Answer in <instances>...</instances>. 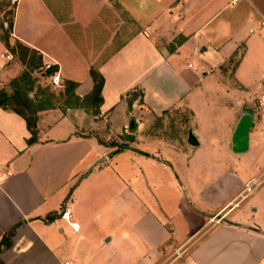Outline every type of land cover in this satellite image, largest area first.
Masks as SVG:
<instances>
[{
    "label": "crops",
    "instance_id": "obj_1",
    "mask_svg": "<svg viewBox=\"0 0 264 264\" xmlns=\"http://www.w3.org/2000/svg\"><path fill=\"white\" fill-rule=\"evenodd\" d=\"M13 1L10 40L52 62L62 82L75 83L77 97L92 90L90 70L102 86L97 107L37 110L30 143L22 117L0 108V238L16 225L0 264H170L188 243L186 257L172 264H264V219L228 218L244 184L264 180V164L210 204L209 214L187 211V191L172 175L180 151L150 127L172 108L190 112L214 97L229 119L223 151L234 159L256 153L264 139V0ZM129 16L137 25L132 32ZM5 50L0 41V73L14 77L16 69H2ZM246 113V149L232 151ZM112 138L128 143L113 165ZM196 139L186 146L202 147L205 140ZM161 176L168 191L182 195L181 221L174 222L171 204L162 208ZM190 194L206 207L205 190ZM129 200L140 216L129 214ZM63 206L77 231L59 218ZM249 206L264 217V191Z\"/></svg>",
    "mask_w": 264,
    "mask_h": 264
},
{
    "label": "rangeland",
    "instance_id": "obj_2",
    "mask_svg": "<svg viewBox=\"0 0 264 264\" xmlns=\"http://www.w3.org/2000/svg\"><path fill=\"white\" fill-rule=\"evenodd\" d=\"M13 8V0H0V34H2V30H7V24L10 23L12 19ZM136 28L137 25L135 23V20L131 16H129V30L132 32ZM9 43L10 47L5 50L4 55L9 53L12 58L9 62H4V64L2 65V69L6 71L16 69L18 73L14 77H10L8 73H0V91H4L6 94L11 95L13 90L16 88L15 85H12L13 80L17 79L20 75H22L23 72L30 71V67L26 64V62H28V58L31 53L27 52L25 55V62H22L21 50L15 47L13 40L9 39ZM34 64L36 67L34 66L35 68L30 73L32 83L23 85L20 88L19 91L21 95H24L26 99L31 100L34 105H38L40 104V102L44 101L45 99H48L52 106L63 108L66 97L62 92L63 86L62 88H53L49 85L47 79H43L39 76V72L41 71L39 70L41 69L39 66L43 65L42 59L39 63L34 60ZM232 65L233 60H230L226 64V67L229 69L232 67ZM205 81H208V78ZM138 94V92L130 93V95L134 96L137 100ZM10 103L11 105H16L17 107L21 108L14 101H10ZM189 110L190 112L186 109H183V107L179 106L176 108H172L164 112L160 117L156 118L155 120H152L150 124V127H154L155 131L158 132V134H162V137L171 140L170 144L172 146L175 145L176 151H180L179 154H176L177 161L174 164L175 171H171L173 172L172 175L176 176L175 178H177V185L178 179L184 184V189H186L187 195H184L183 192L182 195L185 200L184 203L185 205H187L188 208L184 207L181 194H178V196L176 197L172 190L168 191L169 189H166V186L168 185L166 184L164 176H161V185L160 187H158V190L164 191H161L160 199L163 203L162 208H165V210H167L168 212L170 206L169 204H171V207L173 206L172 208H174V210H177L178 212L177 213L171 208V217H173L172 212L177 213L174 222H176V219L178 221H181V209H186L188 211L192 208V210L194 209V211L204 214L207 210L211 209L210 204L215 201H218L219 198L224 197L232 190V186L237 184V180H240L242 182L244 180L249 179L251 176H253V173H251V171H253V169L257 166H263L264 164V139L260 140L259 148L255 154L252 153L251 155L244 158L234 159L230 157L227 152L223 151V147L221 146L222 143L226 140L225 132L228 129L227 123L229 119L227 116H223L222 112L220 111V106L216 103L214 97L211 98L208 103H196L191 105V108H189ZM188 129H190L192 134L198 137L200 141L204 142L205 140V142L203 143L204 145L202 147L191 148L193 149L191 150L189 146H186V140L184 138H186ZM199 130H203V134L198 135ZM107 141L113 144L115 149L119 144H128L124 143V139L121 138H112L111 140ZM128 142H130V140ZM179 145L182 146L178 147ZM113 155L114 153H110L108 155L110 158L109 162L111 165H113L114 161V158H112ZM130 157L131 160H134V162L136 161V157ZM118 159H123V157L118 156ZM251 180L247 181V183H249V188L251 191L248 193L246 192V195L242 199H240L239 207L235 208V210L228 216V218L232 219L235 218L237 215H244L247 217L250 223L253 222L254 224H258L260 222L261 224V218L264 219V217L254 213L251 210V207L249 206V201L252 198L255 199V197L263 194L264 184L263 186L259 185H261L264 180L258 183L256 181H253V179ZM131 185L133 186V184H130V186ZM192 188L199 192L202 189L205 190L206 197L208 198V207L207 204L205 207L202 202L199 203L192 198L190 194ZM241 195L242 192H240L238 196ZM179 200H181V203H178ZM144 202L145 205L148 206L146 207V209H151L152 201L146 198L144 199ZM194 206H198V208L201 210L197 209ZM138 211L139 208L136 207V203L129 200V214L136 216L139 215ZM176 213H174V216ZM192 221H195L194 216H192ZM198 233L199 231L193 234L186 241V243L189 242L192 238H194ZM190 245L191 244L188 243L187 246L184 247L183 252L176 257V259L179 258L177 263L181 262L180 257H186V254L184 253L185 251H187V249L190 248ZM184 257L182 259H184ZM176 259L171 261L170 264H172Z\"/></svg>",
    "mask_w": 264,
    "mask_h": 264
},
{
    "label": "trees",
    "instance_id": "obj_3",
    "mask_svg": "<svg viewBox=\"0 0 264 264\" xmlns=\"http://www.w3.org/2000/svg\"><path fill=\"white\" fill-rule=\"evenodd\" d=\"M2 28V26H1ZM10 32H11V21L7 24V30H2V34H0V41L4 44L5 48L8 49L10 47L9 39H10ZM14 45L17 49L21 50V57L22 62H25V55L27 52H30L31 55L28 58V62L26 64L30 67V71L23 72L17 79L13 80L12 85H15V89L13 90L11 95L6 94L4 91H0V108L4 110H10L16 114H18L25 122V126L30 133V137L27 140V143H30L35 140V113L37 110L46 109L52 107V104L45 99L44 101L40 102L38 105H34L31 100L26 99L24 95H21L20 88L23 85L31 84V71L36 67L34 64V60L38 63L41 61V55L34 49H31L27 46L22 45L20 42L14 40ZM12 49V48H11ZM35 66V67H34ZM41 69L39 72V76L43 79H47L50 74L53 72L55 67H52L48 70L43 71L42 65L39 66ZM90 76L93 80V87L92 90L88 95L83 96L82 98L77 97L73 93V89L75 87V83L71 81H64L63 84V94L65 97V104L66 107H97L101 102L100 98V89L102 86V78L93 70H90ZM49 83V82H48ZM10 101H14L18 104L21 108L17 107L16 105H11ZM126 148L125 145L119 144L117 148L113 151V153L118 152ZM51 217H48L50 220ZM16 225L12 227L8 232L4 233L0 238V251L2 249H6L10 245V238L14 232Z\"/></svg>",
    "mask_w": 264,
    "mask_h": 264
},
{
    "label": "water",
    "instance_id": "obj_4",
    "mask_svg": "<svg viewBox=\"0 0 264 264\" xmlns=\"http://www.w3.org/2000/svg\"><path fill=\"white\" fill-rule=\"evenodd\" d=\"M132 120L129 122V126H132ZM251 124L250 115L243 114L238 120L231 138V149L232 151H244L247 144V130ZM186 143L191 146H196L198 141L192 134L191 130L188 129L186 134Z\"/></svg>",
    "mask_w": 264,
    "mask_h": 264
},
{
    "label": "built area",
    "instance_id": "obj_5",
    "mask_svg": "<svg viewBox=\"0 0 264 264\" xmlns=\"http://www.w3.org/2000/svg\"><path fill=\"white\" fill-rule=\"evenodd\" d=\"M236 0H232V3H234ZM11 55L9 53L3 55V59H4V62L7 63L11 60ZM54 66V64L52 62H45L43 61V65H42V70L45 71V70H48L50 68H52ZM48 82H49V85L53 88H56V87H59L61 86L62 84V79L61 77L59 76V73H58V70L55 68L53 70V72L50 74V76L48 77ZM250 188H249V183H246L242 189V196L241 197H244L246 195V192H250ZM245 193V194H243ZM59 218L60 219H63L67 222V224L69 225V227L73 230V231H77L78 227L75 223H72L70 222V213L67 209L66 206H63L61 208V211H60V214H59ZM213 219V218H212ZM211 219V220H212ZM62 264H78L77 262H74V261H63Z\"/></svg>",
    "mask_w": 264,
    "mask_h": 264
}]
</instances>
